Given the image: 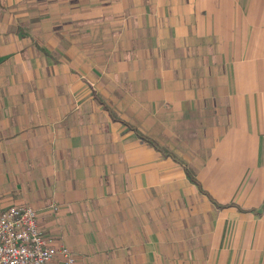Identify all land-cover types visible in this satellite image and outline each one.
<instances>
[{
    "label": "crops",
    "instance_id": "0c3cea01",
    "mask_svg": "<svg viewBox=\"0 0 264 264\" xmlns=\"http://www.w3.org/2000/svg\"><path fill=\"white\" fill-rule=\"evenodd\" d=\"M13 204L78 264H264V0H0Z\"/></svg>",
    "mask_w": 264,
    "mask_h": 264
},
{
    "label": "built area",
    "instance_id": "2783aa9c",
    "mask_svg": "<svg viewBox=\"0 0 264 264\" xmlns=\"http://www.w3.org/2000/svg\"><path fill=\"white\" fill-rule=\"evenodd\" d=\"M78 264L74 253L47 235L28 204L0 207V264Z\"/></svg>",
    "mask_w": 264,
    "mask_h": 264
},
{
    "label": "trees",
    "instance_id": "16d2710c",
    "mask_svg": "<svg viewBox=\"0 0 264 264\" xmlns=\"http://www.w3.org/2000/svg\"><path fill=\"white\" fill-rule=\"evenodd\" d=\"M99 102H101L99 100ZM104 108H108L107 106L104 105ZM109 114L111 115L112 119L114 120H118L120 121L121 123L125 124L127 127H129L130 129H133L136 136L143 142H146L147 144H149L150 146H152L154 149H156L157 151H159L162 155L164 156H170L172 157L174 160H176L177 162L179 163H182L183 162L178 159L169 149H167L166 147H163V146H160L156 141H154L153 139L149 138L148 136L140 133L137 131L136 128H134L132 125L128 124L126 121L120 119L112 110H109ZM185 168V171H186V174L188 176V178L190 179L191 182H193L194 184H196V186L199 188L200 191L203 192L202 188L200 187V184L198 183V181L196 180L194 174L192 173L191 169L188 168V167H184ZM207 194V193H206ZM207 196L210 198V200L212 202H214L216 205H219L215 202L214 199H212L208 194Z\"/></svg>",
    "mask_w": 264,
    "mask_h": 264
},
{
    "label": "rangeland",
    "instance_id": "374dc122",
    "mask_svg": "<svg viewBox=\"0 0 264 264\" xmlns=\"http://www.w3.org/2000/svg\"><path fill=\"white\" fill-rule=\"evenodd\" d=\"M90 84H91V83H90ZM90 84H89V85H90ZM91 86H92V85H91ZM41 228H42V227H41Z\"/></svg>",
    "mask_w": 264,
    "mask_h": 264
}]
</instances>
